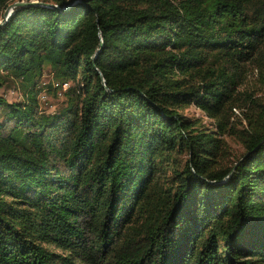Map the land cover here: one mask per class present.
I'll return each mask as SVG.
<instances>
[{
  "label": "trees",
  "instance_id": "1",
  "mask_svg": "<svg viewBox=\"0 0 264 264\" xmlns=\"http://www.w3.org/2000/svg\"><path fill=\"white\" fill-rule=\"evenodd\" d=\"M47 68L49 89L70 82L54 111ZM261 90L264 0L15 7L0 24V264H264ZM226 135L245 149L231 162Z\"/></svg>",
  "mask_w": 264,
  "mask_h": 264
},
{
  "label": "rangeland",
  "instance_id": "2",
  "mask_svg": "<svg viewBox=\"0 0 264 264\" xmlns=\"http://www.w3.org/2000/svg\"><path fill=\"white\" fill-rule=\"evenodd\" d=\"M14 1H21V0H12L11 3ZM22 1H30V0H22ZM40 1V0H36ZM5 11V10H4ZM4 11L0 17V20L3 18ZM254 77L255 75L250 74L248 76V84L252 85L254 83ZM54 78L52 76V70L50 68L45 69L43 75L41 76L39 80V86H41L42 90L39 94L40 98V105L41 108L45 111H54L55 109L59 108L60 106L64 105L67 101L66 95L64 94V89L66 86L70 84H67L63 88L59 89H49V83L53 82ZM2 92L5 94V96L9 100H22L24 99V90L16 83H12L11 85L5 86L2 89ZM260 94L264 97V91L261 90ZM182 113L188 117H190L193 120H197L198 122L203 123L207 127H213L214 126V120L208 116L205 111H203L201 108L196 106L195 104H191L185 108L181 109ZM227 141H228V147L227 150L229 152L227 161L231 162L236 157L240 156L244 152V147L240 140H238L235 136H229L226 135ZM49 246L52 249H55L58 252L63 251L61 248L56 247L53 244H49Z\"/></svg>",
  "mask_w": 264,
  "mask_h": 264
},
{
  "label": "water",
  "instance_id": "3",
  "mask_svg": "<svg viewBox=\"0 0 264 264\" xmlns=\"http://www.w3.org/2000/svg\"><path fill=\"white\" fill-rule=\"evenodd\" d=\"M34 3H40V1H36V0L22 1L21 0V1H14L13 3H10L4 11L3 18L0 20L2 21V23L0 24H3L8 20L9 16L13 13V10L15 7L19 5H25V4L28 5V4H34ZM101 43H103V40L101 41Z\"/></svg>",
  "mask_w": 264,
  "mask_h": 264
},
{
  "label": "built area",
  "instance_id": "4",
  "mask_svg": "<svg viewBox=\"0 0 264 264\" xmlns=\"http://www.w3.org/2000/svg\"><path fill=\"white\" fill-rule=\"evenodd\" d=\"M56 84H58V83H56ZM67 84H69V82H64L63 83V86L65 87ZM67 87V86H66Z\"/></svg>",
  "mask_w": 264,
  "mask_h": 264
},
{
  "label": "snow or ice",
  "instance_id": "5",
  "mask_svg": "<svg viewBox=\"0 0 264 264\" xmlns=\"http://www.w3.org/2000/svg\"><path fill=\"white\" fill-rule=\"evenodd\" d=\"M0 23H2V21H0Z\"/></svg>",
  "mask_w": 264,
  "mask_h": 264
}]
</instances>
